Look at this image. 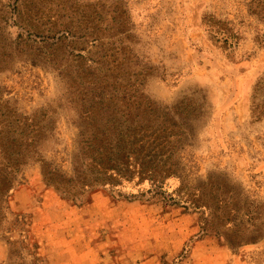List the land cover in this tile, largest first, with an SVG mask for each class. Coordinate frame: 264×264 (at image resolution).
Masks as SVG:
<instances>
[{
	"label": "rangeland",
	"instance_id": "rangeland-1",
	"mask_svg": "<svg viewBox=\"0 0 264 264\" xmlns=\"http://www.w3.org/2000/svg\"><path fill=\"white\" fill-rule=\"evenodd\" d=\"M49 1L77 35L85 5L110 26L113 17L124 23L115 35L133 72L146 71L145 111L178 125L182 179L163 190L95 188L76 203L45 185L40 165L28 166L12 206L28 216L41 256L49 264H264V0ZM215 24L237 43L219 42ZM67 45L55 69L21 64L0 82L21 113L49 112L56 132L46 158L73 175L83 127ZM9 256L0 237V264Z\"/></svg>",
	"mask_w": 264,
	"mask_h": 264
},
{
	"label": "trees",
	"instance_id": "trees-1",
	"mask_svg": "<svg viewBox=\"0 0 264 264\" xmlns=\"http://www.w3.org/2000/svg\"><path fill=\"white\" fill-rule=\"evenodd\" d=\"M83 7L77 35L74 23L61 22L49 0H0V78L21 64L55 69L58 52L68 44V67L77 68L83 127L72 159L73 175H68L46 158L56 132L49 112L21 113L0 82V237L9 246L8 264H49L31 236L28 216L15 213L12 206L25 185L28 166L40 165L45 185L76 203L95 188H140L148 183L163 190L169 181L182 179L178 125L157 124L152 118L156 116L145 111L140 90L146 71L140 66L133 72L138 65L125 39L115 35L124 23L113 17L110 26L98 7ZM69 10L72 20L77 10ZM10 28L17 33L10 34ZM211 32L225 46L239 40L224 26L211 25Z\"/></svg>",
	"mask_w": 264,
	"mask_h": 264
}]
</instances>
